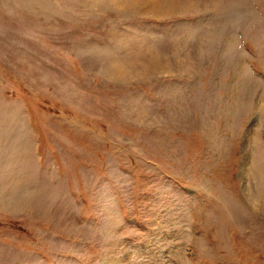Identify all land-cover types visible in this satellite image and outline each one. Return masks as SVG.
Wrapping results in <instances>:
<instances>
[{"label": "rangeland", "instance_id": "1", "mask_svg": "<svg viewBox=\"0 0 264 264\" xmlns=\"http://www.w3.org/2000/svg\"><path fill=\"white\" fill-rule=\"evenodd\" d=\"M0 264H264V0H0Z\"/></svg>", "mask_w": 264, "mask_h": 264}]
</instances>
